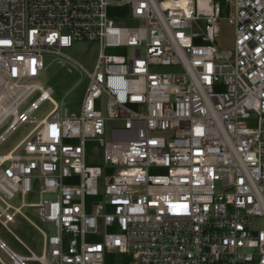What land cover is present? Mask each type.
<instances>
[{
	"label": "built area",
	"instance_id": "built-area-1",
	"mask_svg": "<svg viewBox=\"0 0 264 264\" xmlns=\"http://www.w3.org/2000/svg\"><path fill=\"white\" fill-rule=\"evenodd\" d=\"M227 1L232 49L216 43L220 0H0V144L34 123L0 155V222L19 213L43 235L39 256L1 240L12 264H264V0ZM78 40L99 44L92 71L62 51ZM46 53L87 72L79 114L43 85Z\"/></svg>",
	"mask_w": 264,
	"mask_h": 264
},
{
	"label": "rangeland",
	"instance_id": "rangeland-1",
	"mask_svg": "<svg viewBox=\"0 0 264 264\" xmlns=\"http://www.w3.org/2000/svg\"><path fill=\"white\" fill-rule=\"evenodd\" d=\"M222 5V16L220 18V34L216 39V43L221 49H232L234 45V27L229 23L228 16L230 15L231 6L227 0H220ZM127 24L135 25L140 24L138 22L128 20ZM62 51L65 54L70 55L82 64L86 69L92 71L97 61L99 53V44L94 41L78 40L69 47H64ZM114 53L116 52L113 50ZM53 54H45V64L47 66L40 79L45 87H52L54 93L52 97L58 103H65V107L68 109V113L79 114L82 99L89 83V76L85 70L74 69L70 71L68 66L62 65L55 58ZM156 70L162 72H172L181 70L178 66L173 65H158ZM39 93L33 95L22 107L21 111L25 110L37 97ZM53 105L50 101H44L40 107L34 112L38 120L44 118V116L52 109ZM11 122V118L0 126V134L8 127ZM108 128L124 127V122L120 120H110L107 122ZM34 123L25 122L20 124L15 131H13L7 139L0 144V155L8 153L18 142H20L24 136L33 128ZM87 149V161L90 164H103V152L102 148L95 140H89L86 145ZM166 170H164L165 172ZM49 197V195H46ZM38 200V187H35L34 191L26 197V202H34ZM14 206H20L22 203L21 195H17L10 200ZM23 213L26 214L34 223L39 227L52 234V228L45 225L36 215V211L31 207H24ZM13 212V210H10ZM4 219V218H3ZM14 221H9L6 225L0 222V238L10 246L14 251L20 254H29V251L25 248V243L30 249L34 251L36 255H41L43 249V235L42 233L30 223L22 214L17 213L14 217ZM252 226L257 229H264V218H253ZM23 243H21V241ZM0 257L7 263L12 264L11 259L0 248ZM1 264V263H0ZM28 264H41L38 261H29Z\"/></svg>",
	"mask_w": 264,
	"mask_h": 264
},
{
	"label": "trees",
	"instance_id": "trees-1",
	"mask_svg": "<svg viewBox=\"0 0 264 264\" xmlns=\"http://www.w3.org/2000/svg\"><path fill=\"white\" fill-rule=\"evenodd\" d=\"M116 256H118V255H116V254L110 255L109 258L107 259L106 264H114L117 261ZM120 258H122V260H124V262H126V263H128L130 260V258L126 255H121Z\"/></svg>",
	"mask_w": 264,
	"mask_h": 264
},
{
	"label": "bare ground",
	"instance_id": "bare-ground-1",
	"mask_svg": "<svg viewBox=\"0 0 264 264\" xmlns=\"http://www.w3.org/2000/svg\"><path fill=\"white\" fill-rule=\"evenodd\" d=\"M16 107H17V105H16V106H13L11 109H12L13 111H16ZM0 241H1V239H0Z\"/></svg>",
	"mask_w": 264,
	"mask_h": 264
},
{
	"label": "crops",
	"instance_id": "crops-1",
	"mask_svg": "<svg viewBox=\"0 0 264 264\" xmlns=\"http://www.w3.org/2000/svg\"><path fill=\"white\" fill-rule=\"evenodd\" d=\"M1 239V238H0ZM2 240V239H1ZM3 241V240H2Z\"/></svg>",
	"mask_w": 264,
	"mask_h": 264
}]
</instances>
